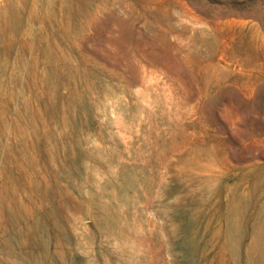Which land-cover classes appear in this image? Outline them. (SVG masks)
I'll list each match as a JSON object with an SVG mask.
<instances>
[{"label":"rangeland","instance_id":"rangeland-1","mask_svg":"<svg viewBox=\"0 0 264 264\" xmlns=\"http://www.w3.org/2000/svg\"><path fill=\"white\" fill-rule=\"evenodd\" d=\"M46 1L26 34H55L80 124L55 153L28 56L34 132L19 98L0 111V264H264V0H55V22Z\"/></svg>","mask_w":264,"mask_h":264},{"label":"bare ground","instance_id":"bare-ground-1","mask_svg":"<svg viewBox=\"0 0 264 264\" xmlns=\"http://www.w3.org/2000/svg\"><path fill=\"white\" fill-rule=\"evenodd\" d=\"M27 1L28 0H0V111L3 112V110H5V114L7 116H5L6 118H4V120L7 119L10 116V114L8 113L13 103H15L16 98H19L18 118H22V119L24 118L27 121L28 127L25 126L19 127L20 126L19 125L16 126V131L17 132L22 131V133L24 132L25 136L30 135L32 132H34L35 126H33L31 123V120L33 118V114L31 113V108L33 104H35V100L33 99L30 91L31 90L30 86L32 84H26L24 79L27 59L28 56H31V59L35 63H37V61L38 63H40L41 69L43 71H46L50 77L55 78V88H54L55 89V104H54L55 124L58 126V128L55 131L53 146L55 149V153L56 152L61 153L65 151V145L63 142L61 143V137L68 134L72 130H73L72 132L75 133L74 130L76 129L77 124L79 123L78 122L79 113L70 109H66L64 107L65 100L59 96L60 85L58 84V82L60 81L61 77L59 76L57 70L60 60L58 61L57 53L55 51V34H52L51 29H49V27H47L43 23H42L43 25H41V27H39V29L34 32L35 33L34 35L30 34L29 36H27L26 34L27 29L29 32L33 33L34 31L33 26H35L34 25L35 18L25 17L23 7L26 5ZM45 6L47 10L46 17L52 18L55 22V0H47ZM62 7L66 21L72 22L75 11L74 2L66 1L63 3ZM76 32H78V29L75 30V33ZM33 70H35V68ZM66 101L68 103L71 102V100H66ZM5 125H3V127ZM1 130H0V134H1ZM79 144L82 145L81 141ZM84 146L82 145V147ZM84 161L86 160H83V162ZM80 165L82 164L80 163ZM70 166L72 167V165ZM75 174L77 175V173ZM80 181L81 180H79V183ZM75 186H73V188ZM9 197L10 195L8 194V198ZM187 230L188 228L186 229V231ZM190 254L193 253L191 252Z\"/></svg>","mask_w":264,"mask_h":264}]
</instances>
